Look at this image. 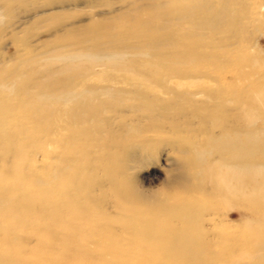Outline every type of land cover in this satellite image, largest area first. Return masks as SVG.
Returning <instances> with one entry per match:
<instances>
[{
  "label": "bare ground",
  "instance_id": "obj_1",
  "mask_svg": "<svg viewBox=\"0 0 264 264\" xmlns=\"http://www.w3.org/2000/svg\"><path fill=\"white\" fill-rule=\"evenodd\" d=\"M183 18L189 23L186 31L176 24ZM221 19V10L212 13L202 1L170 0L151 6L146 17L121 23L116 32L92 24L85 36L88 47L81 44L71 54L53 52L41 59L47 66L43 79L33 77L39 71L36 61L24 64L31 76L26 81H19L18 66L0 70V264H264V89L255 87L245 95L229 90V100L223 89L205 87L207 112L190 102L184 84L169 83L176 94L161 101L152 99L156 89L149 82L191 74L188 64L171 62L172 56H182L176 51L179 40L193 44L198 32L219 29ZM133 37L140 44L137 55L150 57L132 63L140 74L130 72L122 62L125 55L108 45L113 38L129 44ZM170 49L169 56L163 54ZM183 53L193 55L192 50ZM98 62L110 68L111 79L129 84L130 103L150 119L148 127L181 113L175 101L187 104L205 129L202 148L190 146L192 169L201 156H218L217 162L193 171L203 173L223 201L244 203L249 217L240 229L231 233L213 227L216 238L206 236L201 213L213 208V194L146 196L136 190L125 170L132 159L127 136H101L92 125L106 121L103 113L119 101L96 99L113 89L102 84L101 74L92 75ZM82 73L86 77L79 80ZM46 119L50 122H41ZM170 125L178 133L179 124ZM46 141L55 144L56 160L38 168L29 152Z\"/></svg>",
  "mask_w": 264,
  "mask_h": 264
},
{
  "label": "rangeland",
  "instance_id": "obj_2",
  "mask_svg": "<svg viewBox=\"0 0 264 264\" xmlns=\"http://www.w3.org/2000/svg\"><path fill=\"white\" fill-rule=\"evenodd\" d=\"M169 1L0 0V70L18 66L20 67L18 73L21 74L19 81H26L31 76L24 64L36 61L39 71L33 77L43 79L42 72L47 66L43 65L45 62H42L41 59L53 52L71 54L83 47H88L89 42H85L87 39L85 36L88 32L87 29L92 24H100L101 27L98 28H102L104 25L106 28H110L111 32H116L121 23L132 22L138 15L146 17V14L151 11V6L166 5ZM177 1L186 3L202 1L206 4L208 11L212 13L221 10L222 21L219 22V29L198 32L196 36L194 34L198 40L193 44L186 38L179 40L181 43L180 46L177 45L178 50L176 51L180 52L179 54L182 56L180 58L175 57L176 55L172 56L171 62L177 63L176 65L179 67L188 64V71L192 72L191 74L186 73L185 76L170 74L172 78L166 77L161 83L154 78H149L150 84L156 89L152 99L161 101L171 99L176 94L173 92V83H182L188 87L192 97L190 102L201 108L204 107L205 110L209 103V99L205 98L208 97V93L204 94L203 91L205 87H212L214 90L221 88L226 94L229 90L232 92L235 89L237 94L242 93L243 95L251 92L255 87L264 89V0ZM176 22V24H180L182 31H186L189 27L186 18L176 20ZM129 40L127 41H129L130 47L127 42L118 38L110 39L108 45L113 44L125 55L122 62L130 72L140 74V71L134 67V64L132 66V63L140 59H150V57L137 55L140 51L138 47L140 44L135 41L134 37ZM191 50L193 55L184 57L183 51L188 53ZM170 51L171 49L163 54L169 56ZM161 56L164 57L162 54ZM94 66L96 68L94 70L93 67L92 75L93 72L101 74L104 81L102 84H110L113 88L112 93L96 96V99L113 100L118 97L119 101H117L114 110L109 108L110 111L105 110L103 113L106 121L102 120L100 124L92 125L96 126L95 130L99 131L101 136L107 134L127 136L128 145H130L129 154L132 159L128 166L126 165L125 170L133 177L136 190L146 196L180 192L206 198L213 194L215 203L213 208L206 209L203 211L204 213H201L202 218H206L202 222L207 233H205L206 236L212 239L216 238L213 227L226 228L231 233L235 232V229H240L243 226V220L249 217L244 210V203L238 199H232L234 200H231L232 202L223 201V196L216 194L212 184L204 179L203 173H194L198 169V165L202 168L209 163L217 162L218 156L216 154L201 156L195 170L192 169L195 156L190 154V146L196 145L197 148H202L201 140L205 136L202 131L205 129L200 126L199 119L191 114L187 104L175 101L174 108H179L180 105L181 113L168 115L167 121L157 122L155 125L153 122L152 126L148 127L150 119L145 116L141 108L138 109L132 104L133 102L130 103L133 98L126 92L130 87L129 84L120 79H111L108 74L110 68L101 62ZM79 77V80H83L86 76L82 73ZM75 79L73 83H76ZM171 82L172 85L169 84ZM116 90L122 91L118 93ZM158 94L160 95L158 96ZM226 97L229 100L232 99L229 94ZM232 106L233 104L228 103L226 109H230ZM210 108L211 106H209ZM205 111L208 112V110ZM154 112V115L159 116L158 110ZM19 116H21L20 113ZM171 121L177 122L180 126L177 134L172 130ZM41 122L49 123L50 120L46 119ZM259 122L254 121L253 126L259 125ZM168 124L169 126H167ZM156 125L158 126L156 127ZM217 130L218 128L215 131L217 132ZM179 139H185L187 142L180 143ZM42 145V147L29 152L38 168L49 166L56 160L55 144L46 141ZM182 156L186 161L184 159L183 162ZM192 171L193 176L190 173ZM203 179L206 182H203ZM203 191L205 194L202 195ZM237 201L242 203L243 209L237 206ZM241 203L238 205L240 206ZM112 210L113 208L108 209L110 212ZM33 242L32 239L30 243ZM236 256L239 257L241 254L238 252Z\"/></svg>",
  "mask_w": 264,
  "mask_h": 264
}]
</instances>
